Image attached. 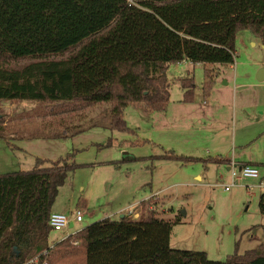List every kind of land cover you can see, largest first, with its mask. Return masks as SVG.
Returning a JSON list of instances; mask_svg holds the SVG:
<instances>
[{"label": "trees", "instance_id": "16d2710c", "mask_svg": "<svg viewBox=\"0 0 264 264\" xmlns=\"http://www.w3.org/2000/svg\"><path fill=\"white\" fill-rule=\"evenodd\" d=\"M244 30L264 45V0H0V102L38 103L44 125L109 105L110 130L130 133L127 106L166 109L169 65H233ZM206 72L211 89L214 74ZM178 82L183 102H192L193 78ZM4 116L0 139L8 140ZM72 157L47 166L37 159L32 171L0 175V264H45L54 248L81 249L85 264H264V243L223 262L173 249V226L150 200L141 202L137 220L106 218L53 247L49 219L60 188L79 167ZM259 207L264 215V194Z\"/></svg>", "mask_w": 264, "mask_h": 264}, {"label": "rangeland", "instance_id": "374dc122", "mask_svg": "<svg viewBox=\"0 0 264 264\" xmlns=\"http://www.w3.org/2000/svg\"><path fill=\"white\" fill-rule=\"evenodd\" d=\"M235 49V63L229 66L191 62L169 65L166 109L150 112L144 105L127 106L124 120L130 133L110 130L105 113L109 105L83 113L74 111L76 115L67 114L44 125L40 117L44 114L36 111L45 108L37 110L38 103L0 102L10 138L0 139V175L29 172L37 159L47 166L70 154V160L79 165L60 188L52 213L73 219L81 212L82 222L63 232H52L53 247L62 241L58 239L106 218L137 220L141 202L147 200L159 218L172 224L173 249L205 252L210 260L223 262L236 252L242 255L260 245L257 238H264V215L259 207L264 194V82L257 79L264 69V47L244 30L236 37ZM206 69L215 70L211 87L227 94V99L216 112L217 118L203 116L187 124L186 120L193 117L179 107L184 92L178 81L193 78L198 100L203 93H211L205 88ZM244 83L254 85L236 87ZM244 92L260 96L257 107L240 110ZM64 120L69 125L62 129ZM54 133L62 138L57 139ZM167 154L182 159L170 160ZM187 158L199 161L185 163ZM243 166L256 168L259 177L242 178ZM233 181L235 186L225 191ZM56 249L45 264H85L81 249L63 250L62 254Z\"/></svg>", "mask_w": 264, "mask_h": 264}, {"label": "crops", "instance_id": "0c3cea01", "mask_svg": "<svg viewBox=\"0 0 264 264\" xmlns=\"http://www.w3.org/2000/svg\"><path fill=\"white\" fill-rule=\"evenodd\" d=\"M254 46H256L255 43H253ZM262 46L264 47V45L262 44ZM184 62H189V61H184ZM181 62V63H184ZM255 63V62H254ZM252 63V64H254ZM260 65V64H259ZM262 66V65H260ZM213 71L214 74V69L211 70ZM258 77L262 78V80H258V82H264V69L261 70L259 72ZM238 78H235V83L237 81ZM254 84H250V83H244L243 85H237L236 87L238 88H246V87H252ZM258 86V85H255ZM184 92V91H183ZM241 91H239L238 93H241ZM238 93L236 92V95L232 98L231 102L233 103L235 99H237V95ZM202 98H198V100H196V97L193 98V101L189 104H186L184 102H182L179 107H181L182 112H185V115L189 116L190 118L193 117V120L188 119L186 120V123L189 124L191 122L194 121V119L196 118H201V117H209V118H215L217 116V113L220 109V107L222 106L223 102L227 99V94H225L224 92H220L219 90H216L215 88H211V93H203V96H201ZM259 100H260V96H254V94H246L245 92L242 94L241 96V100L243 102V105H241L240 110L242 111L244 108L247 111L248 107L254 106L257 107L259 104ZM248 106V107H247ZM246 111L244 113H246ZM217 112V113H216ZM174 113V112H173ZM264 114V113H263ZM175 116H177L176 113H174ZM217 118V117H216ZM182 119H184L182 117ZM104 220V219H103ZM74 226V225H73ZM73 226H70V228H73ZM65 238L62 237L60 239H58V241L60 240H64ZM258 240V244L263 243V240L259 237L257 238Z\"/></svg>", "mask_w": 264, "mask_h": 264}, {"label": "built area", "instance_id": "2783aa9c", "mask_svg": "<svg viewBox=\"0 0 264 264\" xmlns=\"http://www.w3.org/2000/svg\"><path fill=\"white\" fill-rule=\"evenodd\" d=\"M240 173L242 178H258L259 173L256 168L251 166H243L240 168ZM235 172L232 173V177L235 178ZM235 186V182L233 181L232 184L225 186V191H229L232 187ZM261 187H264V183H262ZM75 222H82V213L77 212L75 218H70L67 215L60 214V213H52L49 219V226L55 232H63L64 230H68L70 225Z\"/></svg>", "mask_w": 264, "mask_h": 264}, {"label": "water", "instance_id": "95a60500", "mask_svg": "<svg viewBox=\"0 0 264 264\" xmlns=\"http://www.w3.org/2000/svg\"><path fill=\"white\" fill-rule=\"evenodd\" d=\"M258 80H262V78H260V77H258ZM186 213L185 212H183V215H185ZM123 216H121V218H122ZM70 226H73V224H71Z\"/></svg>", "mask_w": 264, "mask_h": 264}]
</instances>
